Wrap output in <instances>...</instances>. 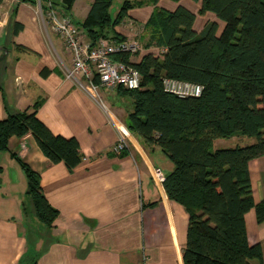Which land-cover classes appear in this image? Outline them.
I'll use <instances>...</instances> for the list:
<instances>
[{"label":"trees","instance_id":"1","mask_svg":"<svg viewBox=\"0 0 264 264\" xmlns=\"http://www.w3.org/2000/svg\"><path fill=\"white\" fill-rule=\"evenodd\" d=\"M19 1L36 5V0ZM113 1L93 0L79 27L93 44L100 39L124 42L116 28L129 11L154 6L142 26L146 53L136 63L129 55L114 58L138 72L139 87L116 90L132 105L128 130L171 164L160 185L188 215L183 264H264L261 247L249 244L245 227L251 210L258 224L264 222V198L254 201L248 173L249 162L264 157V0H192L199 2V16L211 13L221 23L207 22L200 32L194 29L195 14L181 5L168 11L157 7L159 0H122L112 16ZM46 2L40 0L42 9ZM73 3L61 0V14ZM21 29L15 23L12 35ZM164 79L199 85L201 94L178 98L165 92ZM39 106L0 121V151H7L25 176L28 207L23 213L49 232L58 212L47 202L39 175L9 152L8 141L30 134L51 163L68 170L80 162L79 143L53 134L37 118ZM237 135L254 142L214 149L216 141Z\"/></svg>","mask_w":264,"mask_h":264},{"label":"crops","instance_id":"2","mask_svg":"<svg viewBox=\"0 0 264 264\" xmlns=\"http://www.w3.org/2000/svg\"><path fill=\"white\" fill-rule=\"evenodd\" d=\"M179 5L195 14L196 32L207 22L221 27L213 14L198 15L199 2L157 3L168 11ZM153 9L151 4L131 9L127 21L142 27ZM15 23L22 29L12 35ZM71 64L69 52L49 30L37 5L19 0L0 5V121L7 114L31 111L40 102L37 118L53 134L75 138L80 156L79 164L68 170L62 163H51L30 134L8 141L9 152L39 175L47 202L58 212L33 253L38 226L31 214L23 213L26 179L10 154L0 151V264H141L143 256L148 264H183L188 215L166 198L160 185L171 164L159 150L143 147L126 123L118 125L66 79L64 69ZM118 131L126 137L127 149L115 154ZM248 173L252 196L259 203L264 198V157L250 161ZM245 227L249 244L261 247L264 263V222L258 224L251 210Z\"/></svg>","mask_w":264,"mask_h":264},{"label":"built area","instance_id":"3","mask_svg":"<svg viewBox=\"0 0 264 264\" xmlns=\"http://www.w3.org/2000/svg\"><path fill=\"white\" fill-rule=\"evenodd\" d=\"M37 10L46 21L49 30L62 40L71 56V67L64 69L65 78L74 82L98 104L96 95L98 88L113 90L120 87L134 90L139 87L138 72L130 64L114 59L120 55L136 54L140 50L136 42H113L100 39L93 44L87 39L84 31L68 16L54 10L52 0H47L45 9H42L38 1ZM163 88L165 92L178 98L198 97L202 90L199 85L172 79H164ZM126 149V137L118 131L113 152L120 154ZM141 264H148L145 256L142 257Z\"/></svg>","mask_w":264,"mask_h":264},{"label":"rangeland","instance_id":"4","mask_svg":"<svg viewBox=\"0 0 264 264\" xmlns=\"http://www.w3.org/2000/svg\"><path fill=\"white\" fill-rule=\"evenodd\" d=\"M40 0H36V5ZM91 0H75V3L73 4V7L69 12L66 13V16H68L74 24L80 26V23L82 22L83 17L86 14L87 4L90 3ZM122 0H114L110 9V14L114 16L116 14V11L120 8ZM56 12H61V10H57L54 8ZM129 15V14H128ZM127 18L124 19L122 25L118 26L116 28V32L122 37L125 38L124 42H136L139 45L140 50L131 56V60L136 63V61H139L138 59L141 58L146 53V49L144 48V40L145 38L141 36H145L144 32H142V27H137L134 24H131L127 20ZM137 59V60H136ZM116 88L113 90L106 89V88H98L96 91V95L99 101V104L102 106V108L108 113H110L113 118L117 121L118 125L125 124L127 119L128 112L132 109V105L129 99H124L117 95ZM254 142V140L242 137V136H234L227 140H219L214 143V149H223V148H233V147H243L246 145H250ZM165 158V157H164ZM153 159L157 161L158 163V157L153 156ZM166 159V158H165ZM167 160V159H166ZM160 163V162H159ZM35 224L38 226V229L36 230V234L34 237L35 241L32 242V250L33 253H36L38 250V246L36 242L39 240H45L46 235L48 236L47 230L43 228V226L38 223L35 219H33ZM36 244V245H35ZM29 264V263H28Z\"/></svg>","mask_w":264,"mask_h":264},{"label":"water","instance_id":"5","mask_svg":"<svg viewBox=\"0 0 264 264\" xmlns=\"http://www.w3.org/2000/svg\"><path fill=\"white\" fill-rule=\"evenodd\" d=\"M55 2H58V4H60L61 3V0H54Z\"/></svg>","mask_w":264,"mask_h":264}]
</instances>
